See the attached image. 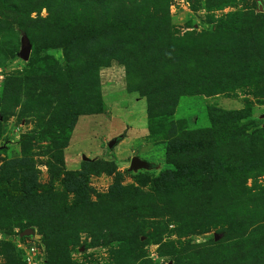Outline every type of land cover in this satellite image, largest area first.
Instances as JSON below:
<instances>
[{"label":"rangeland","instance_id":"obj_1","mask_svg":"<svg viewBox=\"0 0 264 264\" xmlns=\"http://www.w3.org/2000/svg\"><path fill=\"white\" fill-rule=\"evenodd\" d=\"M0 181V264H264V0H0Z\"/></svg>","mask_w":264,"mask_h":264},{"label":"trees","instance_id":"obj_2","mask_svg":"<svg viewBox=\"0 0 264 264\" xmlns=\"http://www.w3.org/2000/svg\"><path fill=\"white\" fill-rule=\"evenodd\" d=\"M109 54V50L107 48L103 49L102 50H98L95 55V58L92 60V63L95 65V69L96 68H100L102 66H105L108 58L107 56ZM67 59V57H66ZM66 69L70 71V67L68 65V63L66 62V66H65ZM215 113H218L216 111H211L210 114L213 115ZM235 122H238L239 124L242 122V121H246L248 119V117H243V116H235ZM211 131H208L206 132L205 134H198V137H200L206 146H208L207 148L208 149H211L215 146L218 145V138H214V137H211L210 135H220L219 134V131H217V119L213 118L211 116ZM245 137H247V135H245ZM228 142H231L232 144H236L234 142V139L232 137H229L226 139ZM117 141H119V139H117ZM191 149V148H190ZM209 151V150H208ZM178 152H177V149L175 147H172V146H169L168 149H167V158H170V156H174L176 155ZM211 153V152H210ZM212 156H214L215 154L211 153ZM226 160H228L227 158H224L223 157H216L215 156V160L212 159L211 160V163L210 164H204V163H201L200 164V167L202 168V175H207V176H212V175H217L219 174V172H221V168H225V166L227 165V162ZM235 164V162L233 163ZM174 166L175 168L178 170V171H183L184 174H183V177L184 178H188V181L191 180L189 175H191L192 173V168L190 167H182L181 168V164H179V162H175L174 163ZM251 170H254V165L253 164H247V163H244L242 162L239 166H237V169L236 171L241 173V174H246V173H249L251 172ZM64 176H73L72 174H66ZM224 176V175H223ZM213 178V177H212ZM50 186V185H49ZM5 182H1L0 181V191H6L11 197L15 198V197H29L30 196V190H28L27 192H20V191H17V190H14V191H10V190H7L5 189ZM51 187H49L47 190L50 191ZM40 191L39 187H36L34 189V192H38ZM200 192V190H197ZM48 250H49V247H48ZM48 264V262H47Z\"/></svg>","mask_w":264,"mask_h":264},{"label":"water","instance_id":"obj_3","mask_svg":"<svg viewBox=\"0 0 264 264\" xmlns=\"http://www.w3.org/2000/svg\"><path fill=\"white\" fill-rule=\"evenodd\" d=\"M24 57L27 58L28 57V50L25 51L24 53ZM116 141H112L111 143H109L108 147L109 148H112L114 145H115ZM145 167V164L142 163L141 161H139L138 159L134 158L131 160V163H130V168L132 170H135V169H139V168H143ZM30 233L26 232V233H23L21 235V237H24V236H29Z\"/></svg>","mask_w":264,"mask_h":264},{"label":"built area","instance_id":"obj_4","mask_svg":"<svg viewBox=\"0 0 264 264\" xmlns=\"http://www.w3.org/2000/svg\"><path fill=\"white\" fill-rule=\"evenodd\" d=\"M43 250V248H42ZM38 255V248L33 244L30 248L28 253H26V262L29 264L32 260H35V257ZM45 255L43 254L42 257Z\"/></svg>","mask_w":264,"mask_h":264}]
</instances>
